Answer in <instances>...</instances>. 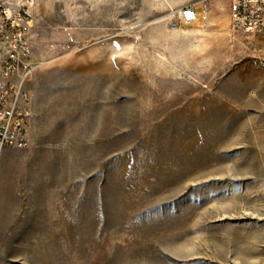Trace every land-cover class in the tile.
I'll return each mask as SVG.
<instances>
[{
    "label": "rangeland",
    "instance_id": "374dc122",
    "mask_svg": "<svg viewBox=\"0 0 264 264\" xmlns=\"http://www.w3.org/2000/svg\"><path fill=\"white\" fill-rule=\"evenodd\" d=\"M230 2L36 0L0 264H264V33Z\"/></svg>",
    "mask_w": 264,
    "mask_h": 264
},
{
    "label": "built area",
    "instance_id": "2783aa9c",
    "mask_svg": "<svg viewBox=\"0 0 264 264\" xmlns=\"http://www.w3.org/2000/svg\"><path fill=\"white\" fill-rule=\"evenodd\" d=\"M233 27L245 33H264V0H230ZM36 0H0V153L30 145L32 116L27 82L37 67L30 47L32 8ZM185 24L198 19L196 7L179 12Z\"/></svg>",
    "mask_w": 264,
    "mask_h": 264
},
{
    "label": "crops",
    "instance_id": "0c3cea01",
    "mask_svg": "<svg viewBox=\"0 0 264 264\" xmlns=\"http://www.w3.org/2000/svg\"><path fill=\"white\" fill-rule=\"evenodd\" d=\"M196 21H197V20H196ZM194 22H195V21H194ZM194 22H193V23H194Z\"/></svg>",
    "mask_w": 264,
    "mask_h": 264
}]
</instances>
